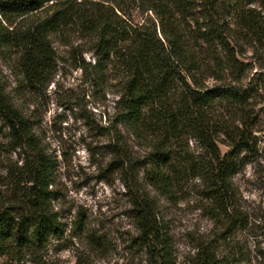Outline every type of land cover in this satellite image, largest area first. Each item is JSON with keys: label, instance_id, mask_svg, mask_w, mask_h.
<instances>
[{"label": "trees", "instance_id": "obj_1", "mask_svg": "<svg viewBox=\"0 0 264 264\" xmlns=\"http://www.w3.org/2000/svg\"><path fill=\"white\" fill-rule=\"evenodd\" d=\"M25 18L28 25L19 27ZM54 37L86 46L79 55L74 48L71 59L75 69L91 71L94 85L115 82L114 123L150 151L146 185L174 200L187 182L200 180L213 218L226 233L239 225L232 177L260 150L264 0H0V45L20 50L21 76L31 87L53 78ZM0 117L24 155L0 173V264H46L50 242L64 237L52 204L54 161L2 92ZM191 140L205 154L189 153ZM133 218L149 263L177 264L170 228L148 195L134 201ZM78 231L85 236L81 220ZM85 237L94 252L105 247L101 237ZM197 264L233 263L202 247Z\"/></svg>", "mask_w": 264, "mask_h": 264}, {"label": "rangeland", "instance_id": "obj_2", "mask_svg": "<svg viewBox=\"0 0 264 264\" xmlns=\"http://www.w3.org/2000/svg\"><path fill=\"white\" fill-rule=\"evenodd\" d=\"M28 23L29 18H25L17 25ZM54 47L58 58L53 78L31 87L21 76L20 50L0 45V92L9 95L29 119L54 161L52 204L63 224L64 237L50 242L44 254L46 264H150L148 250L137 243L133 218V203L141 194L156 204L170 228L177 264H197L202 247H210L219 261L264 264V89L257 100V113L263 110L257 133L260 150L232 177L233 206L242 222L226 233L221 222L213 218L202 181L187 182L174 200L146 185L150 151L114 123L118 111L115 82L102 88L94 85L90 70L75 69L71 55L78 48L76 42L65 46L54 37ZM84 49L85 45L78 48L77 54ZM83 57L94 64L91 54ZM226 140L218 138L223 153L228 150L223 145ZM189 147L195 156L205 154L194 140ZM23 157V151L13 147L0 117V173L5 174L10 162ZM79 220L85 236L93 233L103 239L102 250L94 252L85 236H76Z\"/></svg>", "mask_w": 264, "mask_h": 264}]
</instances>
